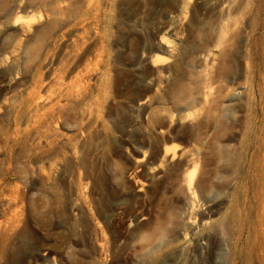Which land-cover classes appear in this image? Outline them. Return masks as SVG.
Returning a JSON list of instances; mask_svg holds the SVG:
<instances>
[{
	"label": "rangeland",
	"instance_id": "obj_1",
	"mask_svg": "<svg viewBox=\"0 0 264 264\" xmlns=\"http://www.w3.org/2000/svg\"><path fill=\"white\" fill-rule=\"evenodd\" d=\"M263 193L264 0H0V264H264Z\"/></svg>",
	"mask_w": 264,
	"mask_h": 264
},
{
	"label": "bare ground",
	"instance_id": "obj_2",
	"mask_svg": "<svg viewBox=\"0 0 264 264\" xmlns=\"http://www.w3.org/2000/svg\"><path fill=\"white\" fill-rule=\"evenodd\" d=\"M41 70V69H40ZM40 72V71H39ZM40 75V74H39ZM40 77V76H39ZM44 81V80H43ZM39 84H41V82L39 83ZM37 98H38V100H37ZM37 98H35L32 102V104H33V108H34V112L36 113L35 115L36 116H38V113L40 112V113H42V111H45L44 109L46 108V104L45 103H43L42 102V100H41V97H37ZM37 100V101H36ZM30 105V104H29ZM31 107V106H30ZM29 107V108H30ZM39 111V112H38ZM47 112V111H46ZM34 114V113H33ZM42 114H44V113H42ZM42 114H40V115H42ZM46 114V113H45ZM48 114V113H47ZM35 116V117H36ZM41 117V116H40ZM44 117V116H43ZM32 118V117H31ZM38 119V118H37ZM39 133V132H38ZM37 133V134H38ZM43 134H41V136H42ZM40 136V135H39ZM40 136V138H42L43 139V137H45V136H43V137H41ZM37 138H39L38 136H37ZM47 138V137H46ZM39 141V140H38ZM43 144V143H42ZM167 155V154H166ZM264 194V193H263ZM264 209V208H263ZM259 215V214H258ZM262 216V215H261ZM262 258H264V253L262 254ZM230 259V258H229ZM229 264H238L237 262H236V259H235V257L233 258V260L231 259V261H229ZM243 264H250L249 263V256L248 255H246L245 256V259L243 260Z\"/></svg>",
	"mask_w": 264,
	"mask_h": 264
}]
</instances>
